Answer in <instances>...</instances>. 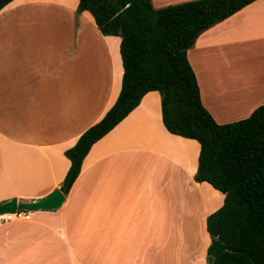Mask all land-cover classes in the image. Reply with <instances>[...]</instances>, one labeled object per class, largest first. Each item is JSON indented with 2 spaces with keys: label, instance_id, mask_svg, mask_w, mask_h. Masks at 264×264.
<instances>
[{
  "label": "crops",
  "instance_id": "crops-1",
  "mask_svg": "<svg viewBox=\"0 0 264 264\" xmlns=\"http://www.w3.org/2000/svg\"><path fill=\"white\" fill-rule=\"evenodd\" d=\"M77 4L13 0L0 10V204L59 188L64 151L120 91V38ZM187 58L217 123L264 105V0L202 32ZM199 150L167 131L159 93L147 92L92 145L59 208L0 222V264H206L207 218L224 196L194 179Z\"/></svg>",
  "mask_w": 264,
  "mask_h": 264
},
{
  "label": "trees",
  "instance_id": "trees-1",
  "mask_svg": "<svg viewBox=\"0 0 264 264\" xmlns=\"http://www.w3.org/2000/svg\"><path fill=\"white\" fill-rule=\"evenodd\" d=\"M13 0H0V10ZM255 0H190L154 8L151 0H78L97 29L120 38L118 96L102 118L64 151L70 166L59 187L67 194L92 145L149 91L160 95L164 127L199 143L194 179L224 196L207 218L206 264H264V105L219 124L203 106L187 51L197 37Z\"/></svg>",
  "mask_w": 264,
  "mask_h": 264
},
{
  "label": "water",
  "instance_id": "water-1",
  "mask_svg": "<svg viewBox=\"0 0 264 264\" xmlns=\"http://www.w3.org/2000/svg\"><path fill=\"white\" fill-rule=\"evenodd\" d=\"M64 200V193L59 188H55L49 194L29 201H19L17 198H11L0 204V214L14 212L17 208L31 211H51L59 208Z\"/></svg>",
  "mask_w": 264,
  "mask_h": 264
},
{
  "label": "built area",
  "instance_id": "built-area-1",
  "mask_svg": "<svg viewBox=\"0 0 264 264\" xmlns=\"http://www.w3.org/2000/svg\"><path fill=\"white\" fill-rule=\"evenodd\" d=\"M31 210L17 208L14 212L0 214V222H9L14 220H27L31 217Z\"/></svg>",
  "mask_w": 264,
  "mask_h": 264
},
{
  "label": "rangeland",
  "instance_id": "rangeland-1",
  "mask_svg": "<svg viewBox=\"0 0 264 264\" xmlns=\"http://www.w3.org/2000/svg\"><path fill=\"white\" fill-rule=\"evenodd\" d=\"M164 7H165V6H164ZM256 108H257V107H256ZM256 108H255V109H256ZM251 113H252V112H251ZM248 115H249V114H248ZM244 117H246V116H244ZM244 117H243V118H244ZM243 118H240V119H243Z\"/></svg>",
  "mask_w": 264,
  "mask_h": 264
}]
</instances>
